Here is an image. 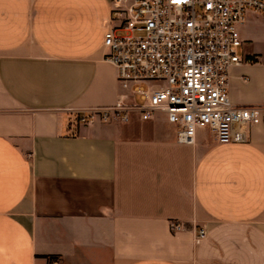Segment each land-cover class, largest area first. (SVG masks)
<instances>
[{
  "label": "crops",
  "instance_id": "0c3cea01",
  "mask_svg": "<svg viewBox=\"0 0 264 264\" xmlns=\"http://www.w3.org/2000/svg\"><path fill=\"white\" fill-rule=\"evenodd\" d=\"M110 27V0H0V264H264V123L194 145L162 113L75 123L141 103L104 59ZM237 31L229 99L258 106L264 17Z\"/></svg>",
  "mask_w": 264,
  "mask_h": 264
},
{
  "label": "built area",
  "instance_id": "2783aa9c",
  "mask_svg": "<svg viewBox=\"0 0 264 264\" xmlns=\"http://www.w3.org/2000/svg\"><path fill=\"white\" fill-rule=\"evenodd\" d=\"M110 10L104 59L122 88L136 85L141 103L80 110L77 125L126 122L131 112L146 121L162 113L177 127V142L194 145L201 129L219 144L245 143L249 130L264 123V102L238 107L228 90L230 70L243 63L237 27L249 12L264 17V0H110ZM204 236L201 228L197 240Z\"/></svg>",
  "mask_w": 264,
  "mask_h": 264
},
{
  "label": "rangeland",
  "instance_id": "374dc122",
  "mask_svg": "<svg viewBox=\"0 0 264 264\" xmlns=\"http://www.w3.org/2000/svg\"><path fill=\"white\" fill-rule=\"evenodd\" d=\"M119 35H124V33H118Z\"/></svg>",
  "mask_w": 264,
  "mask_h": 264
}]
</instances>
